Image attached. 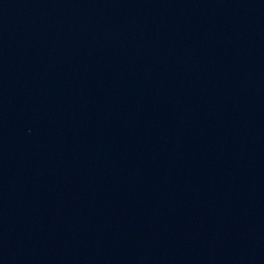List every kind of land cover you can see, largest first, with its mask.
Wrapping results in <instances>:
<instances>
[{
  "label": "water",
  "instance_id": "95a60500",
  "mask_svg": "<svg viewBox=\"0 0 264 264\" xmlns=\"http://www.w3.org/2000/svg\"><path fill=\"white\" fill-rule=\"evenodd\" d=\"M0 264H264V0H0Z\"/></svg>",
  "mask_w": 264,
  "mask_h": 264
}]
</instances>
